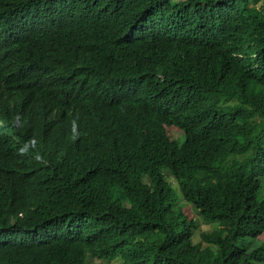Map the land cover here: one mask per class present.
I'll return each instance as SVG.
<instances>
[{
    "label": "trees",
    "instance_id": "1",
    "mask_svg": "<svg viewBox=\"0 0 264 264\" xmlns=\"http://www.w3.org/2000/svg\"><path fill=\"white\" fill-rule=\"evenodd\" d=\"M262 178L264 0H0V264H264Z\"/></svg>",
    "mask_w": 264,
    "mask_h": 264
},
{
    "label": "rangeland",
    "instance_id": "2",
    "mask_svg": "<svg viewBox=\"0 0 264 264\" xmlns=\"http://www.w3.org/2000/svg\"><path fill=\"white\" fill-rule=\"evenodd\" d=\"M175 1L178 2L179 0H175ZM177 137L179 138V141H182L183 136L181 133H178ZM164 177L168 182L171 183L172 188L176 191V193L178 195V182L175 179L172 172L164 174ZM261 181L263 184L261 196H263L264 195V178H262ZM178 197H179V195H178ZM179 201H180V203H182L180 197H179ZM199 222H200V224H199L198 230H196L193 233V237H192L193 243H195V244L199 242L200 233L207 232V231H209V232L214 231L215 229L218 228V224L215 222H213L211 224H205L201 220H199ZM263 244H264V236L260 237L258 239H247V240L240 241V246H243L244 249H246L249 252L256 250L257 248L261 247ZM108 260H110V259L88 257V264H118V262H116V261H119L120 263L122 262V259L119 257H116L115 260H113V261H108Z\"/></svg>",
    "mask_w": 264,
    "mask_h": 264
}]
</instances>
